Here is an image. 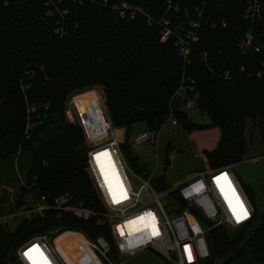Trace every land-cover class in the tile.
Instances as JSON below:
<instances>
[{
  "label": "trees",
  "instance_id": "obj_1",
  "mask_svg": "<svg viewBox=\"0 0 264 264\" xmlns=\"http://www.w3.org/2000/svg\"><path fill=\"white\" fill-rule=\"evenodd\" d=\"M45 1L0 0V163L28 152L31 164L25 179L31 184L36 177L31 191L20 188L17 210L27 203L29 193L50 199L70 194L73 203L101 210L86 167L83 132L65 116L69 97L95 86L104 88L110 116L101 95L90 90L73 101L79 121L87 127L91 118L107 116L115 128H125L129 135L136 125L162 129L172 114L186 121L183 109L187 100L176 92L183 75L195 79L196 101L212 120L211 125L198 127L219 126L222 130L218 147L207 153L208 167L242 161L248 148V123L252 124L251 141L264 127V75L257 76L264 56L244 55L238 48L250 26L243 17L245 0L180 1L177 16L181 20H201L199 39L192 44L187 60L175 47V37L161 40L156 22L150 25L143 14L135 21L119 20L109 6H103V0H82L80 4L61 0L69 35L62 39L55 33L58 16L48 15ZM167 1L110 0V4L126 2L140 7L155 21L168 16L175 28L177 21L167 13ZM256 27L264 42V28L260 22ZM75 33L76 48L66 50ZM203 62L214 73V80L204 78ZM226 73L229 79H225ZM29 123L34 128L26 138ZM123 151L131 164L140 166L128 146ZM142 172L148 173V168L143 167ZM154 185L159 191L168 188L162 179L154 180ZM56 229L81 232L92 240L110 238L108 226L99 225L96 218L84 221L72 213L49 210L43 216L23 219L15 228L0 222V264H20L12 259L24 243ZM207 239L211 257L204 264H264V214L256 209L249 225L235 231L219 227Z\"/></svg>",
  "mask_w": 264,
  "mask_h": 264
},
{
  "label": "built area",
  "instance_id": "obj_2",
  "mask_svg": "<svg viewBox=\"0 0 264 264\" xmlns=\"http://www.w3.org/2000/svg\"><path fill=\"white\" fill-rule=\"evenodd\" d=\"M72 1L82 3V0ZM180 1H167V13L172 14L177 21L175 28H173L172 18L166 16L155 21L140 7L126 2L112 5L110 0H103L102 4L105 7L109 6L119 20L135 21L138 15L143 14L148 18L150 25L156 22L161 28V40L166 42L171 37H175V47L180 56L187 60L192 44L199 39L201 20L186 19L187 25L183 32H180V26L186 21L177 16L181 10ZM60 5L61 0L45 1V6L49 8L48 15L53 18L58 16L55 33L63 39L69 36L65 27L67 11L61 10ZM198 16H202V13L198 12ZM243 17L250 26L239 42V50L244 55L256 53L264 56V42L258 37L256 27L258 22L261 23L262 20L264 22V0H245ZM222 26L226 27V24L223 23ZM261 67L262 69L257 73L258 77L264 75V60ZM229 78V73H226L225 79ZM196 87L195 79L183 75L176 92L178 97L187 100L183 110H192V103L198 97ZM101 101L108 114L102 97ZM72 116L76 123L78 121L81 126H84L75 112ZM173 116L172 114L171 117ZM107 119V116L105 118L93 117L85 127L91 136L85 139L86 167L100 201L101 210H91L83 203H73L70 194L50 199L44 194L34 198L33 193H29L27 197H30L32 201L31 204L26 203L22 207V214L23 219H30L34 215L43 216L49 210H54L60 214L72 213L84 221L96 218L99 225L108 226L110 238L99 236L92 240L81 232L52 230L33 237L18 249L16 261L20 264H32L29 256L25 254L34 246H39L47 256L49 264H113L111 254L134 256L147 249L159 254L166 263L204 264L211 257L210 244L207 239L210 231L219 227L235 231L249 225L254 220L255 207L233 171L234 165L221 168L207 167L176 187L159 191L154 185L156 178L150 173L142 172L143 176H140L130 170L123 151V146L129 147L127 129H123V136L119 138L118 128L113 127L111 121ZM173 124L178 126V121H173ZM33 128L34 124L29 123L25 133L26 138L30 137V131ZM161 131L162 129H145L135 138L134 145H158ZM102 153L106 155H99ZM98 156L99 159H97ZM168 157L172 164L174 156L168 155ZM99 162L104 164L103 167L111 164L115 172V182L107 180ZM129 172L135 177V182L131 181ZM224 174H227L236 194L248 210L249 215L246 219L237 220L233 211L235 201L232 200L227 184L222 179L217 180ZM35 180L36 177L33 178L31 184H28L25 177H20L21 187L31 191L35 186ZM166 196L173 198L169 203V212L162 204V199ZM230 200H232L231 206ZM197 214L203 218L202 221ZM134 220H142L145 228L134 233L128 232L126 224ZM64 232H76L82 236L84 248L88 250L87 257L83 260H75L71 253L64 251L69 260L65 258L62 254L63 250H59L56 243L57 238ZM189 253L191 259H189Z\"/></svg>",
  "mask_w": 264,
  "mask_h": 264
},
{
  "label": "rangeland",
  "instance_id": "obj_3",
  "mask_svg": "<svg viewBox=\"0 0 264 264\" xmlns=\"http://www.w3.org/2000/svg\"><path fill=\"white\" fill-rule=\"evenodd\" d=\"M90 90L97 91L106 103L104 88L95 86L70 96L65 111L66 121L70 125L79 127L85 139L91 137L90 132L78 121L76 123L73 120V101L77 95ZM183 114L186 116V121H180L173 116L163 125L158 145H134L135 138L146 128L144 125H136L131 129L128 135L129 151L132 157H138L140 161V166L137 167L131 164L126 152L124 153L132 172L143 176L142 168L146 166L150 175L157 180H164L168 189H172L208 167L207 153L218 147L222 130L219 126L198 127L199 125H211L212 120L208 113L200 109L197 101L192 103V110H183ZM173 121H178L179 125L174 126ZM251 134L252 124L249 122L245 134L247 153L241 162L234 164L233 171L242 183L258 214L262 215L264 214V141L261 139L260 131L254 133L252 141ZM122 136L123 134H119V138ZM170 144L171 152L168 151ZM168 155L174 156V159L171 166H164ZM30 164L31 157L28 152L21 155L19 153L14 160L0 163V222L5 221L11 228H15L24 218L22 208L17 210L16 203L17 194L21 188L20 177H25ZM129 176L131 181L135 182V177L131 172H129ZM172 200L171 196L162 199V204L168 212L169 203ZM31 201L30 197L26 198L27 205L31 204ZM56 243L59 250H63L62 254L66 259L68 256L64 251L71 253L75 260H83L88 256L83 238L76 232H64L57 238ZM110 258L113 264H167L163 257L149 249L142 250L134 256L111 254Z\"/></svg>",
  "mask_w": 264,
  "mask_h": 264
},
{
  "label": "snow or ice",
  "instance_id": "obj_4",
  "mask_svg": "<svg viewBox=\"0 0 264 264\" xmlns=\"http://www.w3.org/2000/svg\"><path fill=\"white\" fill-rule=\"evenodd\" d=\"M99 155H106L104 153ZM99 159V156L97 157ZM224 180L227 184V189L231 193L232 200L235 201L233 207L234 214L237 217V220L246 219L249 215L247 208L244 206L243 201L240 200L239 196L236 194L235 188L232 187L231 181L228 180L227 174H224L222 177H218L217 180ZM224 189L222 188V191ZM226 198L227 195H226ZM232 200H230V206L232 205ZM25 255L29 256V259L32 261V264H49L47 256L40 250L39 246H34L29 250ZM189 259H191V254L189 253Z\"/></svg>",
  "mask_w": 264,
  "mask_h": 264
},
{
  "label": "water",
  "instance_id": "obj_5",
  "mask_svg": "<svg viewBox=\"0 0 264 264\" xmlns=\"http://www.w3.org/2000/svg\"><path fill=\"white\" fill-rule=\"evenodd\" d=\"M187 25V20L180 26L179 30L180 32H183L184 28ZM261 25L264 28V22L263 20L261 21ZM207 27H210V24L207 23ZM77 39H78V34L75 33L66 43V50L72 51L76 48L77 46ZM203 69H204V78L206 80H214L215 79V75L212 72V70L207 66L206 62H203ZM260 136L262 141H264V127L260 130ZM165 166H170L171 165V161L169 159V157L166 158L165 162H164ZM12 261H16V256H13ZM170 264V263H167Z\"/></svg>",
  "mask_w": 264,
  "mask_h": 264
},
{
  "label": "bare ground",
  "instance_id": "obj_6",
  "mask_svg": "<svg viewBox=\"0 0 264 264\" xmlns=\"http://www.w3.org/2000/svg\"><path fill=\"white\" fill-rule=\"evenodd\" d=\"M100 165L102 166L101 168H103L102 172L105 175V177L107 178V180H110L112 182H115V178H116L115 177V172H114L111 164H108L105 167H103L104 166L103 163H100ZM144 224L145 223H143L142 220H134V221L126 224V227L128 229V232L134 233V232H138V231L143 230V228H145V225Z\"/></svg>",
  "mask_w": 264,
  "mask_h": 264
},
{
  "label": "crops",
  "instance_id": "obj_7",
  "mask_svg": "<svg viewBox=\"0 0 264 264\" xmlns=\"http://www.w3.org/2000/svg\"><path fill=\"white\" fill-rule=\"evenodd\" d=\"M110 116V115H109ZM110 121H111V118H110ZM111 123H112V121H111ZM113 125V124H112ZM114 127V126H113ZM119 129V128H118ZM120 129H123V128H120Z\"/></svg>",
  "mask_w": 264,
  "mask_h": 264
}]
</instances>
